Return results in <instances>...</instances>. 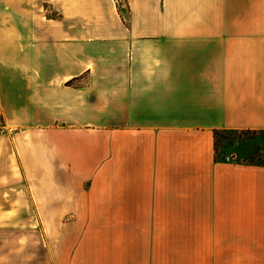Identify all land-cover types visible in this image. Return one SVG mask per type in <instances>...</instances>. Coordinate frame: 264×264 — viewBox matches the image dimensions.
<instances>
[{"label":"crops","instance_id":"obj_1","mask_svg":"<svg viewBox=\"0 0 264 264\" xmlns=\"http://www.w3.org/2000/svg\"><path fill=\"white\" fill-rule=\"evenodd\" d=\"M0 118V264H264V0H0Z\"/></svg>","mask_w":264,"mask_h":264},{"label":"rangeland","instance_id":"obj_2","mask_svg":"<svg viewBox=\"0 0 264 264\" xmlns=\"http://www.w3.org/2000/svg\"><path fill=\"white\" fill-rule=\"evenodd\" d=\"M0 118V128L2 127ZM218 152L240 148L245 154H249L250 160H264V133L223 131L218 133Z\"/></svg>","mask_w":264,"mask_h":264},{"label":"built area","instance_id":"obj_3","mask_svg":"<svg viewBox=\"0 0 264 264\" xmlns=\"http://www.w3.org/2000/svg\"><path fill=\"white\" fill-rule=\"evenodd\" d=\"M115 1H116L117 4H121V0H115Z\"/></svg>","mask_w":264,"mask_h":264},{"label":"trees","instance_id":"obj_4","mask_svg":"<svg viewBox=\"0 0 264 264\" xmlns=\"http://www.w3.org/2000/svg\"><path fill=\"white\" fill-rule=\"evenodd\" d=\"M222 132H223V131H222ZM218 133H220V132H218ZM218 133H216V137H217ZM217 146H218V139H217Z\"/></svg>","mask_w":264,"mask_h":264}]
</instances>
